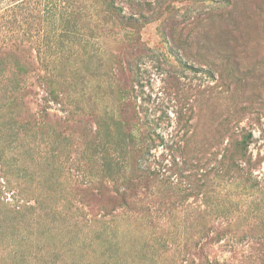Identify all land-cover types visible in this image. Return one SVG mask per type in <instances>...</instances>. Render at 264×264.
Wrapping results in <instances>:
<instances>
[{"label": "rangeland", "instance_id": "obj_1", "mask_svg": "<svg viewBox=\"0 0 264 264\" xmlns=\"http://www.w3.org/2000/svg\"><path fill=\"white\" fill-rule=\"evenodd\" d=\"M51 1L0 0V47L30 39L45 50ZM111 1L109 14L107 0L89 2L93 36L78 49L83 59L71 60L95 53L103 69L84 89L73 79V105H45L40 76L57 67L37 48L21 91L6 87L8 70L0 76V264H264V0ZM133 42L142 43L136 103L166 145L143 164L165 168L175 189L142 193L132 169L139 192L106 211L124 182H104L99 199L102 186L83 176L92 163L82 131L96 128L94 109L119 106L104 74L113 76L106 70ZM180 114L191 117L194 138L178 153L168 148L181 142ZM249 135L251 181L240 173L239 143Z\"/></svg>", "mask_w": 264, "mask_h": 264}, {"label": "trees", "instance_id": "obj_2", "mask_svg": "<svg viewBox=\"0 0 264 264\" xmlns=\"http://www.w3.org/2000/svg\"><path fill=\"white\" fill-rule=\"evenodd\" d=\"M89 2H92V0H52L50 2L48 5V13L50 14L48 26L50 32L47 31L46 36L43 35L44 40H46L45 50L38 45L35 46L30 39H16L12 44L0 47V76L5 77L4 73L7 70L13 74L12 76H7L6 74L5 85L7 88L13 89L14 92L21 91L23 85L26 84V78L29 77L34 67L32 52L37 48L40 60L42 59L46 63H53L57 67L55 69L56 73L40 76L44 90L47 93V97L44 99L45 105H49L51 102L65 105V101L73 105L74 100L71 101L70 96L73 88L75 89L76 87V84L73 83L74 80L77 82L81 80V89H84L87 87V75L91 73V76L99 77V71L103 69V60L95 53L89 54L88 58L90 61L88 62L83 60L78 63L75 59L71 60L72 57L77 56L79 59H83V55L78 49L89 45L90 36H93V31L90 28L91 21L88 18L89 16L86 15L88 9L93 6ZM92 9H94V6ZM105 11H107V14L114 13L111 0H107V10ZM107 17L103 20L106 21ZM126 52L124 55L125 61L119 59L115 68L111 67V71L106 70L113 76L110 77L109 74H104V81L107 83L105 88H108L107 96L111 98L115 96L114 92H117L120 97L117 103L119 106L115 109L111 108L109 112L101 110L99 107L94 109L93 113H91V118L96 123V128H85L86 131L85 129L82 131L83 136L91 140L89 144L90 155L87 160L92 163H86L84 166L86 170L84 169L83 176L88 179L90 184L97 183L96 185L102 186L98 189L97 196L99 199L104 198L110 189V187L103 185L104 182H114L115 185L118 181L124 182L122 189L114 188V195L108 197L109 199L111 198L110 205L101 207V209L104 208L106 211L127 206L125 201L129 197L130 192L133 191L135 195L139 192L137 188L140 186L141 180H130L126 175L132 169L137 171L139 173L138 176L142 179V193L145 191L144 189L147 188L148 190L149 187H155V185H158L159 188L157 191L152 192L154 196L160 195L159 193H171L175 189L174 182L162 172L165 168L143 164L145 156L153 148L158 146L166 147V145L164 144L163 136L154 129L156 125H152L146 116H141L140 106L136 103L139 95L135 84H140L139 69L136 62L142 57V43H131L127 47ZM39 54L42 58L39 57ZM63 61L64 64L62 65ZM91 68L95 71H91ZM13 76L15 80L12 79ZM101 82H103V79ZM101 93L104 94V92L98 93V95H101L100 98L103 97ZM95 97L97 98L98 96L95 95ZM12 103L20 105L23 102L15 99ZM83 111H85V108H82L81 113ZM188 113L191 115L192 110ZM189 115L187 116L188 118L184 114H180V117H178L181 123L180 128L183 131V135L179 138L182 143L180 142L176 147H169V150L178 153L185 152L188 149V145L193 141L194 135L188 134L192 128ZM157 120L159 121V118ZM76 121H79V119ZM83 124L84 122L81 119L79 126ZM136 128L138 130H135ZM135 131H140V136L142 137L140 146L135 141ZM250 137L251 135L244 138L239 144L240 160L242 162L240 173H242V178L251 181L250 168L252 159L248 156L249 141L247 140ZM112 144L113 147L109 148ZM110 150L112 151L111 154ZM136 156L142 157V164L138 162H135V165L132 164V160ZM243 164H245V167L242 166ZM144 181L146 182L145 185L143 184ZM118 200L122 202H117Z\"/></svg>", "mask_w": 264, "mask_h": 264}]
</instances>
